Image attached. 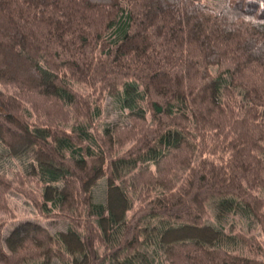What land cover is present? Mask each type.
<instances>
[{"label": "trees", "instance_id": "1", "mask_svg": "<svg viewBox=\"0 0 264 264\" xmlns=\"http://www.w3.org/2000/svg\"><path fill=\"white\" fill-rule=\"evenodd\" d=\"M221 1L0 0V264H264V0Z\"/></svg>", "mask_w": 264, "mask_h": 264}, {"label": "rangeland", "instance_id": "2", "mask_svg": "<svg viewBox=\"0 0 264 264\" xmlns=\"http://www.w3.org/2000/svg\"><path fill=\"white\" fill-rule=\"evenodd\" d=\"M204 3L212 6L215 9H219L222 5L221 0H204ZM106 114L108 116V121H121L122 120V113L118 110V108L112 103L109 97H106ZM9 165V168H16V164L11 161L6 162ZM93 194L95 201H101L104 195V183L103 181H99L96 186L93 188ZM10 204L14 206L17 219L25 218V219H38V217L31 211L29 206L18 196L10 195ZM41 223L48 228L50 232L64 230L66 225L64 222L56 221V220H41ZM11 226L10 222L9 225L5 227L4 232L8 230Z\"/></svg>", "mask_w": 264, "mask_h": 264}]
</instances>
